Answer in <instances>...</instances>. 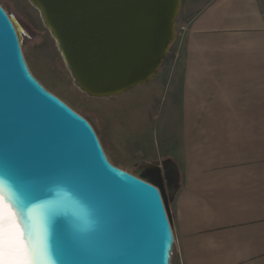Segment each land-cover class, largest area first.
I'll return each instance as SVG.
<instances>
[{"label":"water","instance_id":"obj_1","mask_svg":"<svg viewBox=\"0 0 264 264\" xmlns=\"http://www.w3.org/2000/svg\"><path fill=\"white\" fill-rule=\"evenodd\" d=\"M56 43L73 86L113 99L153 82L171 56L183 0H25ZM89 118L31 73L0 5V186L41 264H172L167 195L175 167L127 171Z\"/></svg>","mask_w":264,"mask_h":264},{"label":"crops","instance_id":"obj_2","mask_svg":"<svg viewBox=\"0 0 264 264\" xmlns=\"http://www.w3.org/2000/svg\"><path fill=\"white\" fill-rule=\"evenodd\" d=\"M179 19L166 131L138 162L175 156L174 264H264V0H183Z\"/></svg>","mask_w":264,"mask_h":264},{"label":"rangeland","instance_id":"obj_3","mask_svg":"<svg viewBox=\"0 0 264 264\" xmlns=\"http://www.w3.org/2000/svg\"><path fill=\"white\" fill-rule=\"evenodd\" d=\"M0 5L12 17L31 73L48 91L91 120L99 131L108 160L124 170L131 167L137 171L147 166L140 164L139 158L145 151H153L158 141H163L166 131L164 108L169 100H173L169 80L183 46L186 27L181 19L177 22L178 37L172 47V54L153 82L117 98L92 99L73 86L56 43L42 24L39 14L25 0H0ZM143 95L150 96V100H162L159 111L152 110L146 114L140 104ZM174 157L163 155V162L160 163H171ZM176 158L180 166L181 156L177 155ZM167 201L170 208L168 195Z\"/></svg>","mask_w":264,"mask_h":264},{"label":"snow or ice","instance_id":"obj_4","mask_svg":"<svg viewBox=\"0 0 264 264\" xmlns=\"http://www.w3.org/2000/svg\"><path fill=\"white\" fill-rule=\"evenodd\" d=\"M0 264H41L33 255L17 211L0 186Z\"/></svg>","mask_w":264,"mask_h":264},{"label":"flooded vegetation","instance_id":"obj_5","mask_svg":"<svg viewBox=\"0 0 264 264\" xmlns=\"http://www.w3.org/2000/svg\"><path fill=\"white\" fill-rule=\"evenodd\" d=\"M42 85V84H41ZM44 87V86H43ZM45 88V87H44ZM46 89V88H45ZM47 90V89H46ZM50 92V91H49ZM53 94V93H52ZM55 95V94H54ZM56 96V95H55ZM56 97H58V96H56ZM59 98V97H58ZM60 100H62L61 98H59ZM63 101V100H62ZM64 102V101H63ZM65 103V102H64ZM66 104V103H65ZM66 105H68V104H66ZM69 106V105H68ZM70 107V106H69ZM71 108V107H70ZM72 109V108H71ZM72 110H74V109H72ZM75 111V110H74ZM76 112V111H75ZM77 113V112H76ZM79 114V113H78ZM124 170V169H123Z\"/></svg>","mask_w":264,"mask_h":264},{"label":"bare ground","instance_id":"obj_6","mask_svg":"<svg viewBox=\"0 0 264 264\" xmlns=\"http://www.w3.org/2000/svg\"><path fill=\"white\" fill-rule=\"evenodd\" d=\"M17 33H18V31H17ZM18 37H19V34H18ZM19 40H20V37H19ZM22 52H23V50H22ZM90 121H91V120H90ZM93 125H94V124H93ZM95 127H96V126H95ZM97 132H99L98 129H97Z\"/></svg>","mask_w":264,"mask_h":264},{"label":"built area","instance_id":"obj_7","mask_svg":"<svg viewBox=\"0 0 264 264\" xmlns=\"http://www.w3.org/2000/svg\"><path fill=\"white\" fill-rule=\"evenodd\" d=\"M184 31H185V29H184ZM175 245H176V242H175ZM175 245H174V248H175Z\"/></svg>","mask_w":264,"mask_h":264}]
</instances>
